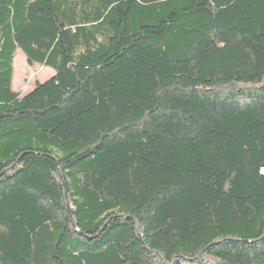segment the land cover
<instances>
[{"label": "trees", "instance_id": "trees-1", "mask_svg": "<svg viewBox=\"0 0 264 264\" xmlns=\"http://www.w3.org/2000/svg\"><path fill=\"white\" fill-rule=\"evenodd\" d=\"M0 264H264V0H0Z\"/></svg>", "mask_w": 264, "mask_h": 264}, {"label": "rangeland", "instance_id": "rangeland-1", "mask_svg": "<svg viewBox=\"0 0 264 264\" xmlns=\"http://www.w3.org/2000/svg\"><path fill=\"white\" fill-rule=\"evenodd\" d=\"M54 76L53 70L39 65L29 66L25 56L17 51L13 62V91L25 95L35 83H43Z\"/></svg>", "mask_w": 264, "mask_h": 264}]
</instances>
